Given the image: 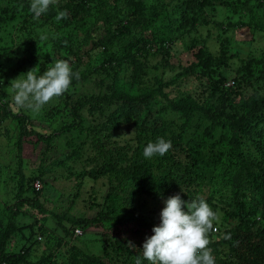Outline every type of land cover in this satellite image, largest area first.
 <instances>
[{"label":"trees","instance_id":"16d2710c","mask_svg":"<svg viewBox=\"0 0 264 264\" xmlns=\"http://www.w3.org/2000/svg\"><path fill=\"white\" fill-rule=\"evenodd\" d=\"M149 1L64 0L50 5L41 15L48 30L45 42L50 47L43 55L41 72L58 60H67L74 64L72 70L79 79L73 77L72 97L67 96L65 102L71 120L48 135L35 132L27 115L12 113L8 103L0 99V109L17 119L18 152L22 139L31 136L46 146L61 139L69 146L64 159L59 160L64 155L57 151L58 157L28 181L24 180L20 159L16 196L30 191L35 179H43L40 176L61 175L58 170L70 166L66 162L83 163L90 157L91 177L97 178L95 182L103 180L107 188L100 218L72 219L70 210L55 217L60 225L64 221L72 225V235L75 228L84 233L90 227H102L113 239H96V246L88 250L81 249L78 242L82 241L77 239L76 245L69 247L67 263L49 257L31 263L26 252L6 251L13 221L23 204L46 213L37 199H23L15 204L18 208L10 213L0 237L3 264H134L137 256L142 264H149L143 260L142 246L154 234L153 226L146 214L134 213L132 204L136 197L160 200L178 191L185 203L202 197L209 204L227 205L229 211L223 219H230L225 234L231 239H224L228 253L215 252L216 240L209 238L212 254L220 257L215 264H264V51L241 59L238 53L228 55L232 46L228 43L229 48L221 47L219 53L210 55L198 40L191 38L188 48L173 35L185 25L209 24L218 9L233 20L229 29L264 31V0H178L170 9L162 0ZM8 2L13 13L7 18L0 15V27L4 24L6 31L13 28L11 22L24 18L20 17L23 14L28 19L22 23L29 24L33 18L30 0ZM59 11H67L68 18L57 22ZM33 39L28 37L22 43L25 52L37 47L38 41ZM189 49L192 60L179 63L168 78L148 72L147 80L145 65L138 63L141 57L147 58L143 55L169 62ZM85 57L95 64L84 61ZM233 57L239 60L233 84L228 85L221 72L214 81V74ZM83 82L94 84L87 94L79 93ZM3 85L0 80V96ZM195 120L202 127L194 125ZM69 135L72 138H67ZM159 137L170 140L172 148L163 157L145 159L144 147ZM184 158L186 164L181 168L171 165ZM135 166L142 171H132ZM201 166H212L211 172L206 171L212 193L204 187ZM36 235L42 236L38 231L28 235L27 248L41 243L42 237L39 241ZM99 245L101 253L96 255Z\"/></svg>","mask_w":264,"mask_h":264},{"label":"rangeland","instance_id":"374dc122","mask_svg":"<svg viewBox=\"0 0 264 264\" xmlns=\"http://www.w3.org/2000/svg\"><path fill=\"white\" fill-rule=\"evenodd\" d=\"M63 1L64 0H58L56 5L61 4ZM162 1L166 3L170 9L176 5L178 0ZM147 2L149 3L150 1L147 0ZM11 8L8 0H0V15H3L2 17H11L13 13ZM5 11H8L6 15L3 14ZM91 13H94V11L92 10ZM211 13L212 12H210V14ZM190 14L191 12H188L189 16ZM213 14L214 16L210 18L209 24L199 27L185 25V28L180 33L173 34L174 37L178 39L181 38V42L186 44L188 48L190 47V39L194 38L199 41L198 44L200 46H203L204 52L210 55L219 53L221 47L229 48L228 43L232 45L228 55L238 53L241 59L248 56H259L261 52L264 51V31L253 32L252 29L249 28L238 30L229 29V21L233 23L230 17L225 16L221 9L213 12ZM20 17H24L25 19L19 18L12 21L11 23L14 24L13 28L6 31L4 24L3 28L0 27V80H2L4 84L0 99H2L3 103H8L12 113L20 112L23 113V115H27L31 122V129L40 134L48 135L52 131L62 127L63 123L71 120L70 112L65 103L69 99L67 96L72 97L70 93L71 89L63 96L45 105L38 114L32 113L26 109H19L15 106L13 101L14 92L10 87L11 81L37 67L36 74L38 76L42 75L43 72H41L40 66L41 63L45 61L43 55L50 49L45 42L47 37L46 39H41V36L48 35L45 34L48 30L44 22H41L40 18H31L29 24L22 23L23 20H27L28 18L24 14ZM28 37H34L33 40H37V44L40 46L37 45L36 48L25 52L22 49V43ZM188 51H190V49L183 52L185 55H174L169 62L157 57L143 55L147 58L141 57L138 63L145 65L147 70H143V75H145L147 80H149L148 72L153 75L160 74L163 78H168L178 69L179 63H186L192 60L191 54ZM123 56L125 57V55ZM88 60L92 66L95 64L88 57L84 58V61ZM141 65L140 67L142 68L143 66ZM238 65L239 60L235 59V57L231 58L227 65L221 66L214 74V81L221 77V72L231 85V83H233L232 79L236 78V68ZM70 66L73 67L74 64ZM132 67H136V64H132ZM204 81L206 82V80ZM93 87L94 84L92 82L91 84L83 82L79 86V93L87 94ZM93 109H95V107H91V110ZM194 125L202 127L201 122L197 120H195ZM86 127L88 126L86 125ZM18 131L19 125L17 119L14 120L8 117V114L0 109V237L3 229L8 223L10 213L12 211L15 212L18 208L15 207V204L19 202V200L37 199L46 209V213L38 212L34 208L23 204L21 208H19L16 218L13 221V230L7 240L6 251L14 254L26 252V254H24L25 258L31 263L38 261L41 257H49L57 263H67L69 261V247L74 244L76 245L78 240L82 241L80 243L78 242V246L83 250H88L93 248L92 246H96L94 244L96 239L108 238V241H111L113 238L107 237L102 227H90L82 236L76 238L75 235L71 233L72 225L64 221L61 223V225H63L62 228L58 223V219L55 217L56 215H67V213H69L68 210H70L68 216L72 219L81 217L91 221V219L98 220L100 218L103 208L102 205L105 204L104 194H106L107 188L104 186L103 180L98 179V181L95 182L97 178L91 177V165L89 164L91 158H87V154L84 155V157H86L83 163L78 162L74 164L68 161L66 163L70 164L69 168L58 170L61 172V175L40 176L39 178L43 179H35L30 191L24 192L21 197L16 196L19 186L18 162L20 159V166L25 174L24 180L28 181L29 179L37 177L36 174H33L34 172L40 173L42 166H47L52 163L57 156V151L61 155H64L60 156L59 160L64 159L69 151V146L66 145L65 139L58 140L54 142V144L46 146L44 143H37L35 136H31L22 139L21 151L18 152ZM67 138L72 137L69 135ZM86 152L88 153V148ZM186 160L187 159L184 158L179 161L180 164L171 162V165L181 168V164H186ZM211 167L212 166H201L202 169L200 174L204 175L206 178L204 187L212 193L209 187L210 174L206 172H211ZM136 169L137 171H142V168L138 166H135L132 171ZM180 174L182 175V172H180ZM34 184L35 186L33 187ZM175 195L181 197L182 194L178 191L172 194V196ZM168 198L169 197H162L160 200H153L152 198L136 197L132 204V209L136 214H146L151 220V225L155 227L160 224V213L165 206V200ZM92 203H94V205H92ZM209 206L213 211L222 213L219 231L211 233L209 238L216 240L215 252L228 253V244L221 238V234H225L228 229V222L230 219L227 217L224 220L223 216L229 209L227 205L221 207L216 203L209 204ZM32 231H34V234L37 231L40 232L42 234V240L40 244H29L27 248L28 241H26V239H28V235ZM37 235L39 236L40 234ZM37 235L36 237H38ZM114 236H116V234ZM98 249L99 251L96 255L101 253L100 245ZM213 256L215 257V261L220 259L216 254ZM0 264L3 263L0 261Z\"/></svg>","mask_w":264,"mask_h":264},{"label":"clouds","instance_id":"9594fccd","mask_svg":"<svg viewBox=\"0 0 264 264\" xmlns=\"http://www.w3.org/2000/svg\"><path fill=\"white\" fill-rule=\"evenodd\" d=\"M56 3L58 0H30L29 10L34 19H39L47 13L50 5ZM67 18V11H59L55 17L57 22ZM41 39L46 37L41 36ZM37 68L29 70L10 84L15 106L36 114L45 105L68 92L73 77L79 79V74L73 72L67 60L56 61L39 76L36 74ZM171 148L170 140L159 137L155 142L147 143L143 157H163ZM164 204L159 226L153 227L154 234L143 243V260L149 264H215V257L209 247V236L219 231L222 213L213 211L202 197L185 203L179 195H175L165 200ZM76 230H80L81 234H77ZM74 235L82 236L81 228H75ZM221 238L228 240L231 236L221 234ZM134 264H142L140 256L135 258Z\"/></svg>","mask_w":264,"mask_h":264},{"label":"built area","instance_id":"2783aa9c","mask_svg":"<svg viewBox=\"0 0 264 264\" xmlns=\"http://www.w3.org/2000/svg\"><path fill=\"white\" fill-rule=\"evenodd\" d=\"M76 233H77V234H81V231H80V230H76ZM37 240L40 241V240H41V237H38Z\"/></svg>","mask_w":264,"mask_h":264}]
</instances>
